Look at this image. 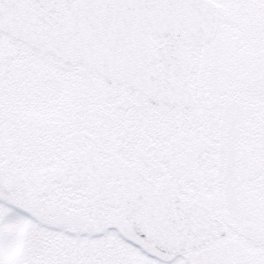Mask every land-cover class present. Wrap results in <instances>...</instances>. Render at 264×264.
I'll return each mask as SVG.
<instances>
[{"label": "snow or ice", "instance_id": "6c2138e0", "mask_svg": "<svg viewBox=\"0 0 264 264\" xmlns=\"http://www.w3.org/2000/svg\"><path fill=\"white\" fill-rule=\"evenodd\" d=\"M0 264H264V0H0Z\"/></svg>", "mask_w": 264, "mask_h": 264}]
</instances>
